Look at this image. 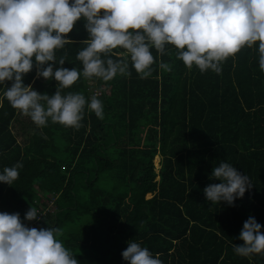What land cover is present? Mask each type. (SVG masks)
Masks as SVG:
<instances>
[{
	"label": "trees",
	"instance_id": "1",
	"mask_svg": "<svg viewBox=\"0 0 264 264\" xmlns=\"http://www.w3.org/2000/svg\"><path fill=\"white\" fill-rule=\"evenodd\" d=\"M0 264H264V0H0Z\"/></svg>",
	"mask_w": 264,
	"mask_h": 264
},
{
	"label": "rangeland",
	"instance_id": "2",
	"mask_svg": "<svg viewBox=\"0 0 264 264\" xmlns=\"http://www.w3.org/2000/svg\"><path fill=\"white\" fill-rule=\"evenodd\" d=\"M89 88H91L90 93H89L90 97L92 99L96 98L97 96L96 97L94 96L95 88H93V86H90V85H89ZM143 109H144L143 116L137 121L138 128L141 131L140 135L143 134L145 137L151 138L152 143H154L156 146H159L160 131H158V129H156V127L154 125L146 124V122L150 119L149 113L151 111V107H150V105H144ZM115 118L118 121L117 122L118 131H119L121 138H127L129 130H128L126 123L124 121V117L121 115H117ZM156 118H158L157 115H156ZM150 146H151V144H150ZM154 161H155L154 162L155 163V170L158 172L160 169L159 158L155 157ZM157 164H159V166ZM156 166L158 167L157 169H156ZM49 207H50V209L53 208V204L51 202H49Z\"/></svg>",
	"mask_w": 264,
	"mask_h": 264
},
{
	"label": "built area",
	"instance_id": "3",
	"mask_svg": "<svg viewBox=\"0 0 264 264\" xmlns=\"http://www.w3.org/2000/svg\"><path fill=\"white\" fill-rule=\"evenodd\" d=\"M115 14L117 16H122L124 15V9L122 7H116L115 8ZM99 25L101 28L106 29L109 27L110 25V19L111 16L109 13H99ZM104 38V33L100 34V40H98L99 42ZM100 94V91L98 89L95 88L94 91V96H98ZM40 219V218H39ZM39 219L34 220L33 222H25L23 225L19 226V231L18 232H25V230H27L30 226H33L35 224H38Z\"/></svg>",
	"mask_w": 264,
	"mask_h": 264
},
{
	"label": "clouds",
	"instance_id": "4",
	"mask_svg": "<svg viewBox=\"0 0 264 264\" xmlns=\"http://www.w3.org/2000/svg\"><path fill=\"white\" fill-rule=\"evenodd\" d=\"M25 222H28V221H25ZM24 222V223H25ZM31 222H33V221H31ZM23 223V224H24ZM28 223H30V222H28ZM18 233H21V232H18ZM5 239H6V242H11L12 244H14L15 242H13V241H11L10 239H11V236H5Z\"/></svg>",
	"mask_w": 264,
	"mask_h": 264
},
{
	"label": "crops",
	"instance_id": "5",
	"mask_svg": "<svg viewBox=\"0 0 264 264\" xmlns=\"http://www.w3.org/2000/svg\"><path fill=\"white\" fill-rule=\"evenodd\" d=\"M114 5H115V8L116 7H120V6H118L116 3H114ZM124 9V8H123ZM125 10V9H124ZM98 16H99V13H98ZM110 16H111V14H110ZM93 84V82H91V85Z\"/></svg>",
	"mask_w": 264,
	"mask_h": 264
}]
</instances>
